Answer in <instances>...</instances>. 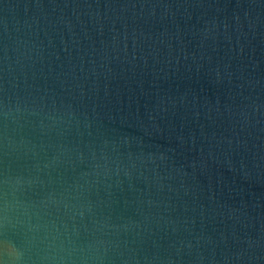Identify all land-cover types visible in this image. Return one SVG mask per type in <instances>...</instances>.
<instances>
[{"label":"water","instance_id":"1","mask_svg":"<svg viewBox=\"0 0 264 264\" xmlns=\"http://www.w3.org/2000/svg\"><path fill=\"white\" fill-rule=\"evenodd\" d=\"M0 264H264V0H0Z\"/></svg>","mask_w":264,"mask_h":264}]
</instances>
